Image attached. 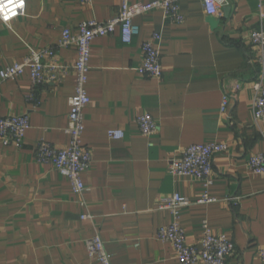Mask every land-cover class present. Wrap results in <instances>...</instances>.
<instances>
[{"label": "crops", "instance_id": "1", "mask_svg": "<svg viewBox=\"0 0 264 264\" xmlns=\"http://www.w3.org/2000/svg\"><path fill=\"white\" fill-rule=\"evenodd\" d=\"M179 4L181 23L151 9L134 17L138 34L131 43L122 42L119 29L91 41L81 139L92 161L80 194L53 165L37 162L34 149L40 140L55 147L69 142L64 129L77 50L59 45L62 30L76 32L82 21L113 17L121 0H26L24 13L8 24L0 20V69L22 61L29 49L53 48L54 58L44 62L67 71L38 87L27 70L0 81V117L28 114L30 123L21 147L0 142V264H99L85 251L96 232L111 264H178L172 245L155 235L171 220L159 205L173 193L193 202L179 219L188 245L200 247L207 220L214 234L235 245L227 264H264L256 254L264 248V174L251 173L247 164L251 154L264 152L251 112L259 65L250 42L251 32L264 27V0H226L216 29L202 0ZM154 32L161 34L159 77L137 70L142 43ZM142 113L157 122L156 133L142 135L136 121ZM108 129L123 137L108 138ZM208 142L227 145L214 156L211 185L169 173L170 157ZM203 192L215 201L196 203ZM83 213L90 217L81 219Z\"/></svg>", "mask_w": 264, "mask_h": 264}, {"label": "built area", "instance_id": "2", "mask_svg": "<svg viewBox=\"0 0 264 264\" xmlns=\"http://www.w3.org/2000/svg\"><path fill=\"white\" fill-rule=\"evenodd\" d=\"M80 1L90 2V0ZM179 1L155 0L148 3H130L129 0H121L120 9L113 17L105 21H82L76 32H71L69 29L62 30L59 45H74L77 50V57L73 64L76 84L73 95L68 99V123L64 129L69 136V142L65 147H55L45 140H40L34 149V158L37 162L53 165L60 174L69 180L71 189L75 194H80L85 190L82 175L88 171L92 161L91 153L81 139L84 130L83 111L90 100L86 83L90 69L91 41L97 37L113 34L116 29H119L122 42L125 44L131 43L133 37L138 34V27L133 21L134 17L151 9H161L164 17L170 22L181 23L184 17L180 10ZM5 2L6 0H0V4ZM225 2L226 0H202V5L207 16H217L220 7ZM20 4L21 0H15L16 6L9 5L11 11L0 10V20L8 24L24 13L26 0H22V7L19 6ZM5 15L9 18L5 19ZM160 41L161 34L159 32L152 33L147 40L143 41L141 46L142 61L137 68L139 73L154 77L161 75L162 67L158 48ZM250 42L257 49V63L259 65L258 76L252 83L254 98L251 112L254 123L259 127L264 137V27L254 29L251 32ZM53 58V48L29 49L28 54L22 61L0 69V81L16 78L26 70L29 72L33 87H38L47 81H57L67 71L63 66L44 62L45 59L52 60ZM55 68H58L60 72H54ZM227 102L228 97L224 95L220 111L225 110ZM136 121L140 132L144 136H150L158 130L157 122L149 113L140 114ZM29 127L28 114L1 116L0 142L3 145L21 147ZM107 136L110 139H119L123 137V133L118 129H108ZM226 151L227 145L225 143L190 144L170 157L168 171L176 176L193 177L201 181L204 187H208L213 183L212 165L214 156ZM247 164L251 173L264 174V152L251 154ZM214 201L215 199L209 197L207 192H203L195 202L210 203ZM192 203L189 198L179 193H173L166 197L159 208L168 209L171 220L156 230V238L172 245L178 264H227L228 257L235 251V245L225 234H214L207 220H203L201 223L200 247L186 243L184 229L179 221L180 211ZM80 205L83 206L84 202H80ZM89 217L90 215L87 213L80 215L81 219ZM85 251L90 262L111 264L104 249L103 240L98 232L85 241ZM256 254L264 262V248L257 249Z\"/></svg>", "mask_w": 264, "mask_h": 264}, {"label": "water", "instance_id": "3", "mask_svg": "<svg viewBox=\"0 0 264 264\" xmlns=\"http://www.w3.org/2000/svg\"><path fill=\"white\" fill-rule=\"evenodd\" d=\"M223 12H224V18H227L230 12V7L228 6L224 7ZM207 22L209 23L212 29L218 28L221 24L220 19L216 18L215 16H208Z\"/></svg>", "mask_w": 264, "mask_h": 264}, {"label": "snow or ice", "instance_id": "4", "mask_svg": "<svg viewBox=\"0 0 264 264\" xmlns=\"http://www.w3.org/2000/svg\"><path fill=\"white\" fill-rule=\"evenodd\" d=\"M13 5V6H16L15 5V0H6V2L5 3H3V4H0V10H6V11H11V8H9V5ZM19 6H23L22 5V0H21V4L19 5ZM5 19H8L9 17L7 16V15H5V17H4Z\"/></svg>", "mask_w": 264, "mask_h": 264}]
</instances>
